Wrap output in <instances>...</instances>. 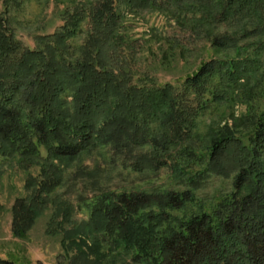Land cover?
Masks as SVG:
<instances>
[{
    "label": "trees",
    "instance_id": "trees-1",
    "mask_svg": "<svg viewBox=\"0 0 264 264\" xmlns=\"http://www.w3.org/2000/svg\"><path fill=\"white\" fill-rule=\"evenodd\" d=\"M26 1L0 0V172L14 162L29 172L13 236L25 239L53 209L76 264H264V0H79L36 50L9 27ZM155 10H172L189 40L236 55L203 63L180 88L136 79L142 46L125 18ZM231 102L246 114L203 146L200 118ZM106 152L105 167H71ZM118 169L168 170L186 190L100 184ZM212 177L232 180L233 192L208 212L195 192ZM78 207L88 220L70 228Z\"/></svg>",
    "mask_w": 264,
    "mask_h": 264
},
{
    "label": "rangeland",
    "instance_id": "rangeland-1",
    "mask_svg": "<svg viewBox=\"0 0 264 264\" xmlns=\"http://www.w3.org/2000/svg\"><path fill=\"white\" fill-rule=\"evenodd\" d=\"M77 1L79 0L46 2L27 0L21 9H13L9 13L10 31L26 47L36 50L39 45L37 39L55 33L63 25L64 13L68 9H73ZM0 9L4 11L1 4ZM125 23L130 39L139 41L142 46L133 64L136 79H142L148 85H172L180 88L185 79L196 73L203 63L215 58H232L236 55L233 51L215 50L208 43L200 40L194 41L193 38L189 40L191 33L180 25L172 10L126 15ZM83 38L84 36L76 44H81ZM250 41L253 43L258 39H250ZM262 85L264 87V82ZM258 104L264 109V95L261 96ZM246 109V106L240 102H231L214 107L201 117L199 134L203 136V146L208 144L210 137L207 136L214 131L234 127L235 123L246 114ZM241 131L247 133L246 129ZM108 157V152L105 156L97 154L93 158L83 157L71 164V167L94 168L98 164L105 167ZM31 172L36 175L38 169L33 168ZM28 173L20 169L16 162L5 165L0 172V205L3 207L0 214V257L11 258L18 264H76L73 260L75 253L67 254L63 247V235L53 230L56 224L53 209L46 211L36 220L25 239L13 236L12 208L18 198L26 195L24 185ZM102 181L100 184L110 186L113 190L147 192L186 190V187L174 181L168 170H162L156 175H139L118 169L108 177H103ZM232 192V180L212 177L203 188L195 192V195L199 204L210 212L217 203ZM75 198L76 196H71V202L74 204H76ZM76 211L70 228L88 220L85 209L78 207ZM116 257L110 256L105 264H112ZM123 260L127 262L125 257L117 258L116 262L124 264Z\"/></svg>",
    "mask_w": 264,
    "mask_h": 264
}]
</instances>
